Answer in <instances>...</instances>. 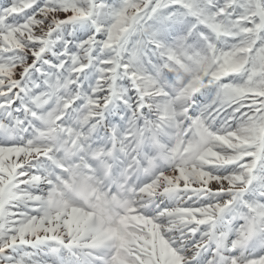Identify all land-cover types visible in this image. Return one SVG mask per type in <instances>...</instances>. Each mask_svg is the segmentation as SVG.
<instances>
[{
  "label": "snow or ice",
  "instance_id": "snow-or-ice-1",
  "mask_svg": "<svg viewBox=\"0 0 264 264\" xmlns=\"http://www.w3.org/2000/svg\"><path fill=\"white\" fill-rule=\"evenodd\" d=\"M0 264H264V0H0Z\"/></svg>",
  "mask_w": 264,
  "mask_h": 264
}]
</instances>
